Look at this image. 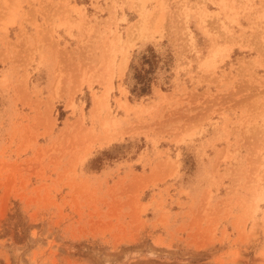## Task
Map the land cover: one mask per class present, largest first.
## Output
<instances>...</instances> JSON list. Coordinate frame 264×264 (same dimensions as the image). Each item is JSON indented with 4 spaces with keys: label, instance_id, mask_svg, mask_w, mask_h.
<instances>
[{
    "label": "rangeland",
    "instance_id": "374dc122",
    "mask_svg": "<svg viewBox=\"0 0 264 264\" xmlns=\"http://www.w3.org/2000/svg\"><path fill=\"white\" fill-rule=\"evenodd\" d=\"M203 1L0 0V264H264V0Z\"/></svg>",
    "mask_w": 264,
    "mask_h": 264
},
{
    "label": "bare ground",
    "instance_id": "6f19581e",
    "mask_svg": "<svg viewBox=\"0 0 264 264\" xmlns=\"http://www.w3.org/2000/svg\"><path fill=\"white\" fill-rule=\"evenodd\" d=\"M179 1H180V0H179ZM204 1H205V0H204ZM204 1H203V2H204ZM177 3H178V2H177ZM137 4H138V3H137ZM134 7H135V6H134ZM182 8H183V7H182ZM141 9H142V8H141ZM182 10H183V9H182ZM185 10H186V9H185ZM187 10H188V9H187ZM243 10H244V9H243ZM259 10H260V9H259ZM164 11H165V10H164ZM178 11H179V10H178ZM260 12H261V11H260ZM143 13H144V12H143ZM181 13H182V12H181ZM181 13H180V14H181ZM176 14H177V13H176ZM162 15H163V14H162ZM158 16H159V15H158ZM163 16H164V15H163ZM144 17H145V16H144ZM255 17H256V16H255ZM141 18H142V17H141ZM156 18H157V17H156ZM161 18H162V17H161ZM152 19H153V18H152ZM152 19H151V20H152ZM153 20H154V19H153ZM155 21H157V20H154V23H155ZM142 22H143V21H142ZM142 22H141V23H142ZM141 23H140V24H141ZM150 23H151V22H150ZM152 23H153V21H152ZM154 23H153V24H154ZM146 24H147V23H146ZM157 24H158V23H157ZM158 25H159V24H158ZM138 26H140V25H138ZM156 26H157V25H156ZM157 27H159V26H157ZM157 27H156V28H157Z\"/></svg>",
    "mask_w": 264,
    "mask_h": 264
}]
</instances>
